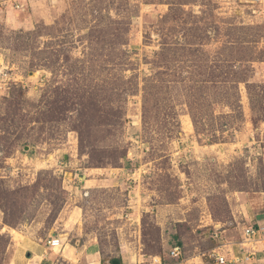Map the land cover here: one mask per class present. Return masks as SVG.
<instances>
[{
  "label": "rangeland",
  "instance_id": "1",
  "mask_svg": "<svg viewBox=\"0 0 264 264\" xmlns=\"http://www.w3.org/2000/svg\"><path fill=\"white\" fill-rule=\"evenodd\" d=\"M200 56L253 57L260 88L264 0H0V264H30L55 236L68 253L55 264H217L216 228L233 241L264 222V98L253 109L241 84L200 137L181 88L150 98L143 118L157 62L186 73ZM114 106L123 126L94 125L93 138L133 163L95 167L73 117Z\"/></svg>",
  "mask_w": 264,
  "mask_h": 264
},
{
  "label": "trees",
  "instance_id": "2",
  "mask_svg": "<svg viewBox=\"0 0 264 264\" xmlns=\"http://www.w3.org/2000/svg\"><path fill=\"white\" fill-rule=\"evenodd\" d=\"M171 12L169 13V15ZM203 55V54H202ZM199 57V56H198ZM201 57V56H200ZM163 54L161 60L163 59ZM252 58H246L242 56L239 59L241 62L233 61L232 59L226 60V62H206L205 58H193V66L187 72H184V69L179 66V62H174L171 58V62L166 60V62H157L159 66H165V69H159L155 71L152 77H149L145 80L143 93H144V114L143 118L148 114V100L150 98L159 99L166 97L168 102H171L173 99L174 89L181 88L186 96V104L189 108V113L191 115L192 121L194 123L195 133L200 137L201 132L206 129L205 127L209 124H206V119L203 118L204 115H209V110L214 106V102L224 101L229 103L232 106L231 99L235 96L237 97L236 92L233 91L235 88L240 87L241 84H244L247 89L249 102L252 105V108L255 109V106L259 104L260 101L264 98V84L260 88L253 82L249 80L248 73L250 72V60ZM245 63V64H244ZM182 74H187L188 76L184 77ZM182 76V78H180ZM175 77V78H174ZM261 90H263L261 92ZM241 92V91H240ZM85 95V94H83ZM83 95H80L79 98H83ZM71 98H78V95H71ZM93 95L86 96L83 98L84 102L87 104L96 103L93 101ZM178 97V94H177ZM70 99V98H69ZM10 101L11 103H14ZM67 103L69 102L67 98ZM82 103V102H81ZM238 103V102H236ZM239 104L241 101L239 100ZM239 107L242 106L239 105ZM84 107V106H82ZM118 107H109V111L102 110L101 113L96 111L92 115H86L87 113L83 110L79 114L74 115L73 119L76 121L75 128L80 135V147L83 148L82 151L90 155L91 159H96L97 162H94L95 167L107 166L109 164L115 165L118 167L129 168L130 163H133L132 160L128 157V151L123 147V145H106L101 146L95 143L93 138V126H113L121 127L124 124L125 112L119 111ZM243 114V109L239 108V114ZM223 116L233 117L234 114L228 113ZM212 119H218L220 116H215L212 112ZM91 118H95L93 121ZM212 121V120H211ZM208 120V122H211ZM146 122V121H145ZM213 122V121H212ZM212 124V123H211ZM175 125L179 126V123L176 121ZM227 124L221 125V130ZM92 127V130H91ZM211 139L209 143H214L218 141H224L217 133L211 134ZM121 164H123L121 166ZM0 197H3V195ZM7 198L4 196L5 199ZM7 223L12 224L8 221ZM215 231V230H214ZM216 241V242H215ZM214 241V247L218 245V241ZM173 246H180L183 248V244L177 240L173 241ZM172 257V256H171ZM119 264H121L120 260Z\"/></svg>",
  "mask_w": 264,
  "mask_h": 264
},
{
  "label": "built area",
  "instance_id": "3",
  "mask_svg": "<svg viewBox=\"0 0 264 264\" xmlns=\"http://www.w3.org/2000/svg\"><path fill=\"white\" fill-rule=\"evenodd\" d=\"M213 237L218 241V246L211 251L210 256L217 264H257L260 252L257 245L264 242V225L246 226L240 243L228 242L219 227L214 231ZM49 244L55 248L61 244V239L52 237ZM236 247L239 248L238 251ZM181 252L180 246H174L171 249V256L177 258Z\"/></svg>",
  "mask_w": 264,
  "mask_h": 264
},
{
  "label": "crops",
  "instance_id": "4",
  "mask_svg": "<svg viewBox=\"0 0 264 264\" xmlns=\"http://www.w3.org/2000/svg\"><path fill=\"white\" fill-rule=\"evenodd\" d=\"M208 218L210 220H212L211 214L208 215ZM256 225H264V222L258 221V223ZM242 237H243V231H242V234L237 239H234L233 241L227 240V239L226 240L228 242L240 243L243 240ZM257 247L260 250L259 255H258L259 260H258L257 264H264V242L259 243L257 245ZM48 249H50V250H48ZM35 250L36 251H34L32 253H28V255L30 257L27 260L29 261L30 264H55V261L58 260V257H60V258L64 257L65 258L68 255V253L66 252L65 249L63 250V252L58 253L56 251V247L55 248L44 247L42 245H39V247H37ZM236 250L238 251L239 248L236 247ZM135 256L137 257V260L139 259V261H142V260H140V256L141 257L143 256L142 254H140V256L138 254ZM129 258L131 259L132 255L131 256L129 255ZM154 259L156 260L157 258H154ZM158 259H160V261H161V258L158 257ZM99 263L101 264V261H99ZM18 264H19V262H18ZM96 264H98V262H96Z\"/></svg>",
  "mask_w": 264,
  "mask_h": 264
}]
</instances>
